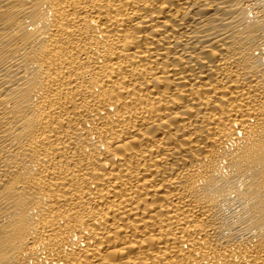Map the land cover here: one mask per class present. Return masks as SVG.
Masks as SVG:
<instances>
[{"label":"bare ground","instance_id":"bare-ground-1","mask_svg":"<svg viewBox=\"0 0 264 264\" xmlns=\"http://www.w3.org/2000/svg\"><path fill=\"white\" fill-rule=\"evenodd\" d=\"M0 264H264V0H0Z\"/></svg>","mask_w":264,"mask_h":264}]
</instances>
